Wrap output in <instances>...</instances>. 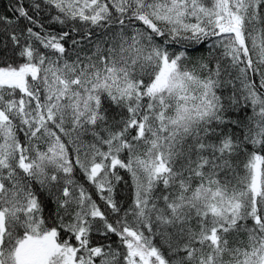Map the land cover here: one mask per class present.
Masks as SVG:
<instances>
[{
    "label": "snow or ice",
    "instance_id": "snow-or-ice-1",
    "mask_svg": "<svg viewBox=\"0 0 264 264\" xmlns=\"http://www.w3.org/2000/svg\"><path fill=\"white\" fill-rule=\"evenodd\" d=\"M0 264H264V0H6Z\"/></svg>",
    "mask_w": 264,
    "mask_h": 264
},
{
    "label": "trees",
    "instance_id": "trees-1",
    "mask_svg": "<svg viewBox=\"0 0 264 264\" xmlns=\"http://www.w3.org/2000/svg\"><path fill=\"white\" fill-rule=\"evenodd\" d=\"M5 3H6V0H0V10L3 9V6Z\"/></svg>",
    "mask_w": 264,
    "mask_h": 264
}]
</instances>
